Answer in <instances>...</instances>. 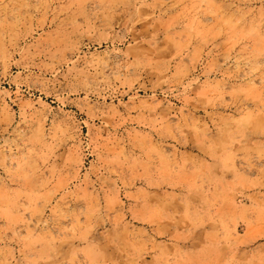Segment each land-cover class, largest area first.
<instances>
[{
    "label": "rangeland",
    "instance_id": "rangeland-1",
    "mask_svg": "<svg viewBox=\"0 0 264 264\" xmlns=\"http://www.w3.org/2000/svg\"><path fill=\"white\" fill-rule=\"evenodd\" d=\"M0 264H264V0H0Z\"/></svg>",
    "mask_w": 264,
    "mask_h": 264
}]
</instances>
